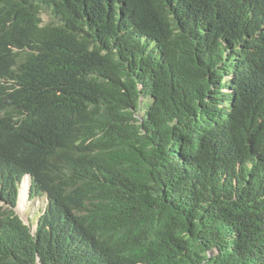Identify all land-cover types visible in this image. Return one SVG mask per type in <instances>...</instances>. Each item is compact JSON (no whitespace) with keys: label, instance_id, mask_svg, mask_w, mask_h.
<instances>
[{"label":"trees","instance_id":"trees-1","mask_svg":"<svg viewBox=\"0 0 264 264\" xmlns=\"http://www.w3.org/2000/svg\"><path fill=\"white\" fill-rule=\"evenodd\" d=\"M0 264H264V0H0Z\"/></svg>","mask_w":264,"mask_h":264},{"label":"rangeland","instance_id":"rangeland-1","mask_svg":"<svg viewBox=\"0 0 264 264\" xmlns=\"http://www.w3.org/2000/svg\"><path fill=\"white\" fill-rule=\"evenodd\" d=\"M50 14L47 12H44L42 14V17H43V20L44 21H49L52 19V17L49 16ZM222 63H220L221 65ZM230 76L229 74L227 75H224L222 78H221V82L222 83H225V82H229L230 81ZM227 90V89H226ZM26 186V187H25ZM28 187H29V178H25L24 181H23V184L21 186V195H20V200H21V197H22V194L23 192L25 191V189L28 190ZM45 202H46V198L44 197H40V198H36V199H32V200H29V197L26 199L25 203H24V206H25V209H21V205H20V202L18 203V206L16 207V210L18 212V214L24 218L25 220L29 219L30 217H34V218H37L35 217L36 216V212H38L40 209L41 211L43 210V208L45 207ZM36 221V219H35Z\"/></svg>","mask_w":264,"mask_h":264},{"label":"clouds","instance_id":"clouds-1","mask_svg":"<svg viewBox=\"0 0 264 264\" xmlns=\"http://www.w3.org/2000/svg\"><path fill=\"white\" fill-rule=\"evenodd\" d=\"M29 177V187H28V196H27V198L29 197V194H30V186H31V177H30V175L29 174H27V175H25L24 176V178L22 179V181H21V185H20V188H19V196H18V203L20 202V195H21V186H22V184H23V181H24V179L26 178V177ZM37 198H40V197H37ZM44 198H46V197H44ZM34 199H36V198H34ZM33 199V200H34ZM29 200H32V199H30L29 198ZM46 201H47V199H46ZM18 203H17V206H18ZM16 206V207H17ZM16 212H17V210H16ZM18 213V212H17ZM21 217V216H20ZM22 218V217H21ZM31 218V217H30ZM29 218V219H30ZM27 224H29V219H27V220H25L24 218H22ZM36 228H37V226H34L33 227V233L35 232V230H36Z\"/></svg>","mask_w":264,"mask_h":264},{"label":"bare ground","instance_id":"bare-ground-1","mask_svg":"<svg viewBox=\"0 0 264 264\" xmlns=\"http://www.w3.org/2000/svg\"><path fill=\"white\" fill-rule=\"evenodd\" d=\"M27 196H28V190L25 189V191L22 194L21 200H20L21 209H25L24 203H25V201L27 199Z\"/></svg>","mask_w":264,"mask_h":264}]
</instances>
